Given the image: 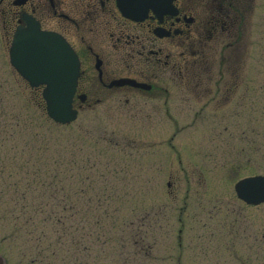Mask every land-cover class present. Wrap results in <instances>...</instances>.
Returning a JSON list of instances; mask_svg holds the SVG:
<instances>
[{"label":"rangeland","instance_id":"obj_1","mask_svg":"<svg viewBox=\"0 0 264 264\" xmlns=\"http://www.w3.org/2000/svg\"><path fill=\"white\" fill-rule=\"evenodd\" d=\"M252 2L235 58L242 60L247 106L260 109L242 112L232 102L227 112L207 107L198 116L196 98L171 86L162 106L88 111L75 102L79 116L71 123L38 127L36 108L48 118L41 88L11 66L0 29V159L7 161L0 164V253L7 264H264V238L243 230L255 217L264 224V205L249 208L234 187L246 176H264V0ZM214 59L217 69L221 58ZM41 140L47 151L35 147ZM38 177L46 186L34 182ZM20 192L47 204L46 212L60 211L48 217L62 222L41 224L40 214L25 226ZM91 207L100 225L88 223ZM92 229L101 237L94 243ZM84 246L91 250L85 259Z\"/></svg>","mask_w":264,"mask_h":264},{"label":"flooded vegetation","instance_id":"obj_2","mask_svg":"<svg viewBox=\"0 0 264 264\" xmlns=\"http://www.w3.org/2000/svg\"><path fill=\"white\" fill-rule=\"evenodd\" d=\"M252 1L0 0V29L8 47L18 29L32 24L66 39L81 64L75 99L80 110L167 104L175 86L179 95L196 98L198 116L207 107L227 112L232 102L242 112L259 108L247 106L242 60L235 58ZM216 57L221 58L218 71ZM166 117L171 118L169 112ZM240 201L257 210L264 205ZM246 225L248 237L264 238L260 217ZM3 257L0 253V263L6 264Z\"/></svg>","mask_w":264,"mask_h":264},{"label":"water","instance_id":"obj_3","mask_svg":"<svg viewBox=\"0 0 264 264\" xmlns=\"http://www.w3.org/2000/svg\"><path fill=\"white\" fill-rule=\"evenodd\" d=\"M10 61L31 87L44 86L42 97L50 119L69 124L78 117L73 100L80 64L63 37L40 30L35 24L19 29L10 46ZM237 196L248 204L264 202V177H248L236 184ZM1 264V263H0Z\"/></svg>","mask_w":264,"mask_h":264},{"label":"trees","instance_id":"obj_4","mask_svg":"<svg viewBox=\"0 0 264 264\" xmlns=\"http://www.w3.org/2000/svg\"><path fill=\"white\" fill-rule=\"evenodd\" d=\"M40 109H37L36 108V113H37V117H38V127H41V126H48V125H50V121H49V119L48 118H46V117H44L43 116V114H42V112H40L39 111ZM18 118H21V116H20V114H18ZM42 124V125H41ZM54 124V123H53ZM36 129V128H35ZM40 132L39 131H36V133H34L35 134V137H37L38 136V134H39ZM42 141V142H41ZM41 141H39L36 145H35V147L39 150V151H47L48 149H49V143L48 142H43V140H41ZM6 159L5 158H1L0 159V164H2V165H5L6 164ZM45 166V165H44ZM35 168H37V167H35ZM0 172H4V169H3V167L1 168V171ZM39 173V168L38 169H35V173H34V175H37ZM44 175H46V171L44 170ZM13 176V174L12 173H8V177H12ZM55 176V175H54ZM31 178L32 177H26L25 178V180H26V184H25V188H28L29 190H31L30 188H32V181H31ZM38 179V183L41 185V187H43V186H46V182L43 180V179H41V177H38V178H35V180H34V182L36 181ZM12 186H14V188L15 187H18V186H20V184L18 185L16 182H13L12 183ZM32 191H34V193L36 192V190H32ZM3 192V191H2ZM2 192L0 193V194H2ZM80 193L81 192H78L77 191V194L78 195H80ZM20 195H21V197H22V200H23V202H22V204L20 205V211H22V213H25V212H27V211H29V216L28 217H24V220L22 221V223H24L25 224V226H26V224H32V225H35V223H33L34 221H37L36 220V218L37 217H35L36 215H40V214H42V217H41V220H42V223L41 224H45V223H48V224H51L52 223V221L51 220H54V221H56V222H58V223H60V222H62V220H60V218H58V220H55V219H50L48 216H50V215H57V214H59L60 213V211H51V212H46V211H48V209H47V207H45V206H47V204H44V203H38L37 205H35L34 204V202H31V201H28L27 200V194L25 193H22V192H20ZM79 198V197H78ZM90 202V201H89ZM61 205L62 204H57V207H59V209L61 210ZM92 208V207H91ZM29 209V210H28ZM93 208H92V210L90 209L89 210V212L87 213V221H88V223L90 222L89 221V219H92L93 220V223L94 224H98V225H100V222H101V220H100V217L97 215H95L94 214V212H93ZM32 212L34 213V215H32ZM81 214V209H80V206H79V215ZM18 218H21V217H18ZM95 219V220H94ZM91 220V221H92ZM83 223V221L81 220V215H80V225H81V235H82V244L83 245H85V246H87V244H84V241H85V239H87V237L88 236H86L85 235V233H84V229H86V228H84V225H82V223ZM86 222V221H85ZM89 235H93V237L91 238L92 240H91V242H95L96 241V239H101V237L99 236V235H96L95 234V230L94 229H92V231L90 232V234ZM97 237V238H95V237ZM38 238V240L40 241V237H37ZM40 238V239H39ZM108 239H110L109 241H111V237L109 236L107 239H106V243H107V240ZM74 241H76V240H74ZM77 243V242H76ZM103 244H104V242H103ZM88 245H91V244H88ZM84 246V247H85ZM91 247L95 250V248H96V245H91ZM88 251H91V250H89V248H87V247H85V248H83V255H84V259L86 258V255L88 254ZM56 253V252H55ZM54 253V254H55ZM38 255H40V253H38ZM115 260V259H114ZM114 264V263H113ZM115 264H116V262H115Z\"/></svg>","mask_w":264,"mask_h":264}]
</instances>
